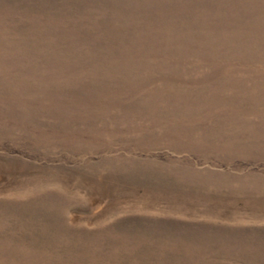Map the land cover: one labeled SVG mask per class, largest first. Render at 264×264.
<instances>
[{
  "label": "rangeland",
  "instance_id": "1",
  "mask_svg": "<svg viewBox=\"0 0 264 264\" xmlns=\"http://www.w3.org/2000/svg\"><path fill=\"white\" fill-rule=\"evenodd\" d=\"M0 264H264V0H0Z\"/></svg>",
  "mask_w": 264,
  "mask_h": 264
}]
</instances>
